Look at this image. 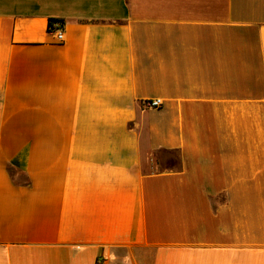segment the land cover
Returning a JSON list of instances; mask_svg holds the SVG:
<instances>
[{
    "label": "crops",
    "instance_id": "0c3cea01",
    "mask_svg": "<svg viewBox=\"0 0 264 264\" xmlns=\"http://www.w3.org/2000/svg\"><path fill=\"white\" fill-rule=\"evenodd\" d=\"M98 257L264 264V0H0V264Z\"/></svg>",
    "mask_w": 264,
    "mask_h": 264
},
{
    "label": "built area",
    "instance_id": "2783aa9c",
    "mask_svg": "<svg viewBox=\"0 0 264 264\" xmlns=\"http://www.w3.org/2000/svg\"><path fill=\"white\" fill-rule=\"evenodd\" d=\"M55 34V38L57 42H62L64 40V27L63 23L61 22H55L54 27L51 30ZM161 104L160 100L155 99L151 100L147 103L148 106L157 107ZM95 264H104V259L101 257H98L95 260Z\"/></svg>",
    "mask_w": 264,
    "mask_h": 264
},
{
    "label": "trees",
    "instance_id": "16d2710c",
    "mask_svg": "<svg viewBox=\"0 0 264 264\" xmlns=\"http://www.w3.org/2000/svg\"><path fill=\"white\" fill-rule=\"evenodd\" d=\"M55 22H61V23L64 24V21H63L62 19H58V18H49V19H48V29H49V30H52V29H53V27H54V23H55ZM8 171H9V173L11 174V176H13V171H12L10 168L8 169ZM26 184H28V182H27Z\"/></svg>",
    "mask_w": 264,
    "mask_h": 264
}]
</instances>
